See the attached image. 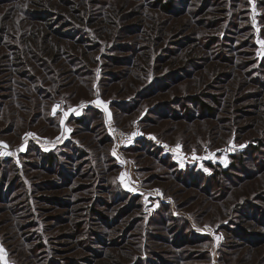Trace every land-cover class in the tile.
Instances as JSON below:
<instances>
[{
	"label": "rangeland",
	"instance_id": "rangeland-1",
	"mask_svg": "<svg viewBox=\"0 0 264 264\" xmlns=\"http://www.w3.org/2000/svg\"><path fill=\"white\" fill-rule=\"evenodd\" d=\"M262 42L264 0H0V264H264Z\"/></svg>",
	"mask_w": 264,
	"mask_h": 264
},
{
	"label": "trees",
	"instance_id": "trees-1",
	"mask_svg": "<svg viewBox=\"0 0 264 264\" xmlns=\"http://www.w3.org/2000/svg\"><path fill=\"white\" fill-rule=\"evenodd\" d=\"M233 158H240V156H233ZM233 166V165H232ZM230 167V166H229ZM229 167H227V168H223L222 166H219V167H212L213 169H214V171L216 170L217 171V174H218V176H220V175H223V174H225L227 171H228V168ZM180 171H182V170H180L179 169V172ZM184 172H185V174L187 173V174H192V175H195V176H198L199 174L200 175H202L203 176V174H204V176L206 175V176H209V175H207L206 173H204V172H199V169H197V168H187V169H185L184 170ZM205 176V177H206ZM208 178V177H207Z\"/></svg>",
	"mask_w": 264,
	"mask_h": 264
},
{
	"label": "built area",
	"instance_id": "built-area-1",
	"mask_svg": "<svg viewBox=\"0 0 264 264\" xmlns=\"http://www.w3.org/2000/svg\"><path fill=\"white\" fill-rule=\"evenodd\" d=\"M116 135L119 136L122 140H124L125 142L129 141V137L126 136L125 134H123L121 131H117Z\"/></svg>",
	"mask_w": 264,
	"mask_h": 264
},
{
	"label": "snow or ice",
	"instance_id": "snow-or-ice-1",
	"mask_svg": "<svg viewBox=\"0 0 264 264\" xmlns=\"http://www.w3.org/2000/svg\"><path fill=\"white\" fill-rule=\"evenodd\" d=\"M262 43H264V42H262ZM29 135H32V134H29ZM5 147H6V145H5Z\"/></svg>",
	"mask_w": 264,
	"mask_h": 264
}]
</instances>
